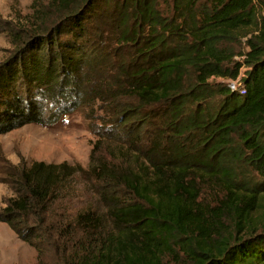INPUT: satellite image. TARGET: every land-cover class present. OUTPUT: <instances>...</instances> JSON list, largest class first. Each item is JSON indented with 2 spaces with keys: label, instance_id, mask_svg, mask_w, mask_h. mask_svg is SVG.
<instances>
[{
  "label": "trees",
  "instance_id": "obj_1",
  "mask_svg": "<svg viewBox=\"0 0 264 264\" xmlns=\"http://www.w3.org/2000/svg\"><path fill=\"white\" fill-rule=\"evenodd\" d=\"M29 7L0 16L13 45L0 60V134L77 113L96 139L86 167H3L0 221L51 264H171L177 248L190 264H264V0ZM236 56L244 92L227 84ZM78 187L91 205L50 222L51 200Z\"/></svg>",
  "mask_w": 264,
  "mask_h": 264
},
{
  "label": "rangeland",
  "instance_id": "obj_2",
  "mask_svg": "<svg viewBox=\"0 0 264 264\" xmlns=\"http://www.w3.org/2000/svg\"><path fill=\"white\" fill-rule=\"evenodd\" d=\"M31 0H0V16L4 19L21 18L23 15L30 13ZM242 45H239V47ZM13 48L8 36L0 33V60H2ZM241 61L240 68H248L244 58L236 56ZM223 81L222 78H217ZM35 138L45 140L54 139V148L61 153V157L49 158L42 154L38 155L33 150ZM96 136L89 130L87 121L79 114L64 116L63 120L52 126L37 124H27L18 129H14L4 134H0V178L1 169L8 163H18L19 161L31 164L36 160L46 162H79L84 167L87 166L91 144L95 141ZM85 188L78 187L69 194L68 191H61L60 194L67 192V196L54 198L51 202L50 211L52 219L50 222H57L59 225L68 223L72 220L76 207L81 205L82 201L88 202L89 205L95 197L91 192L82 191ZM12 194L10 188L5 182L0 181V207L5 203L4 200ZM80 198L77 196L81 195ZM95 207L100 203L95 201ZM106 223V221H105ZM58 238V237H57ZM39 249V248H38ZM168 262L171 264H190L186 261L182 249L175 250L170 255ZM52 257L50 251L44 253L38 251L26 241L17 236L15 231L6 221H0V264H51Z\"/></svg>",
  "mask_w": 264,
  "mask_h": 264
},
{
  "label": "bare ground",
  "instance_id": "obj_3",
  "mask_svg": "<svg viewBox=\"0 0 264 264\" xmlns=\"http://www.w3.org/2000/svg\"><path fill=\"white\" fill-rule=\"evenodd\" d=\"M33 150L38 155H41L40 151H42V154H44L46 157H49V158L61 157V153L57 150V148H54L53 138H48L45 140L35 138L34 143H33Z\"/></svg>",
  "mask_w": 264,
  "mask_h": 264
},
{
  "label": "built area",
  "instance_id": "obj_4",
  "mask_svg": "<svg viewBox=\"0 0 264 264\" xmlns=\"http://www.w3.org/2000/svg\"><path fill=\"white\" fill-rule=\"evenodd\" d=\"M242 58L244 57L242 56ZM248 70H249V67L247 69L240 68L239 74L236 79L227 80V84L229 88L232 90H240V92H244L242 80L248 75Z\"/></svg>",
  "mask_w": 264,
  "mask_h": 264
}]
</instances>
